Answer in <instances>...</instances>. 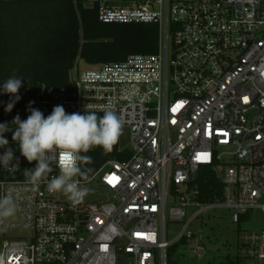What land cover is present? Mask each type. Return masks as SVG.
Listing matches in <instances>:
<instances>
[{"label":"built area","instance_id":"2783aa9c","mask_svg":"<svg viewBox=\"0 0 264 264\" xmlns=\"http://www.w3.org/2000/svg\"><path fill=\"white\" fill-rule=\"evenodd\" d=\"M15 1L26 0L0 5ZM117 1L84 5L97 4L104 23L158 25V51L75 66L69 88L39 86L26 111L46 118L58 105L67 114L111 106L129 130L130 146L121 149L130 156L77 177L81 188L95 189L73 203L48 190L59 175L55 163L35 181L14 178V153L4 163L8 147H0V200L11 197L17 216H0V228L22 231L0 234V264H168L169 248L195 239L190 227L207 211L228 210L235 222L264 212V0ZM11 96L0 79V119ZM204 167L222 181V200L199 201L194 180ZM168 218L185 221L174 239ZM190 251L202 255L206 247ZM241 251L248 262L264 260V230Z\"/></svg>","mask_w":264,"mask_h":264},{"label":"trees","instance_id":"16d2710c","mask_svg":"<svg viewBox=\"0 0 264 264\" xmlns=\"http://www.w3.org/2000/svg\"><path fill=\"white\" fill-rule=\"evenodd\" d=\"M124 1V0H122ZM160 29L152 23H104L99 20L97 4L84 5V0H26L3 2L0 5V79L4 83L9 77L22 79V87L11 112H3L0 123L10 129L4 133L7 147L12 149L17 161L14 178L30 177L27 170L36 167L21 155L18 143L12 135L16 128L14 118L26 120L28 94L46 84L57 90L70 87V71L78 58L89 64L121 61L130 54L154 53L159 49ZM15 100L14 96H11ZM103 115V113H97ZM90 163L81 164L89 179L107 160H126L130 151L121 149L120 137L111 151L94 147L88 153ZM194 183L199 188L198 199L202 203L223 199L224 185L214 170L201 168ZM251 212L240 216L237 223L249 220ZM187 243L183 239L168 250V264H175L177 245ZM223 264H243L238 252L234 257H226ZM126 264V263H120ZM222 264V263H220Z\"/></svg>","mask_w":264,"mask_h":264},{"label":"clouds","instance_id":"9594fccd","mask_svg":"<svg viewBox=\"0 0 264 264\" xmlns=\"http://www.w3.org/2000/svg\"><path fill=\"white\" fill-rule=\"evenodd\" d=\"M22 79L9 77L3 83V92L11 94L15 100L9 102L5 112H11L15 101L20 99L19 89ZM26 120L17 115L13 124L16 128L12 139L18 143L19 151L28 162L36 161V167L27 170L33 181L45 177L51 171L53 163L59 169V175L48 182L50 192H63L73 203H79L87 194V188H81L76 177L85 176L81 164L90 163L91 157L82 155L94 147L111 151L122 132V120L111 106L103 109V115L85 111L84 114H67L63 106H55L46 118L34 108ZM10 131L6 123H0V147L8 144L4 133ZM3 162L13 159L12 149L3 155ZM14 211L11 197L0 200V216H8Z\"/></svg>","mask_w":264,"mask_h":264},{"label":"rangeland","instance_id":"374dc122","mask_svg":"<svg viewBox=\"0 0 264 264\" xmlns=\"http://www.w3.org/2000/svg\"><path fill=\"white\" fill-rule=\"evenodd\" d=\"M122 1H117L121 3ZM75 66L81 70L94 67L85 60L78 58ZM75 68V67H74ZM120 146H130L129 130L122 129L120 135ZM77 179V177H76ZM95 183H91L85 186L88 189L87 194L91 195V191L95 189ZM101 189V188H100ZM100 192V190H97ZM59 197L68 199V196L63 192H58ZM97 198V197H96ZM187 215V219L189 218ZM17 218L16 215L8 216V219ZM184 222L171 221L168 218L167 227L169 238L174 239L177 234L183 229ZM197 235L195 239L190 240L185 244L179 243L177 245V251L174 254L175 264H220L225 263L226 257H234L240 252L243 257V264H264V260L256 261L254 263L248 262L241 251L243 241L247 240L255 232L264 230V212L260 210H254L251 212V216L248 221L243 223H237L233 221L232 213L228 210L216 208L207 211L199 218H197L190 227ZM5 232L9 237L15 235H21V230H4L0 228V234ZM203 243L206 247V251L202 255H196L190 250Z\"/></svg>","mask_w":264,"mask_h":264}]
</instances>
